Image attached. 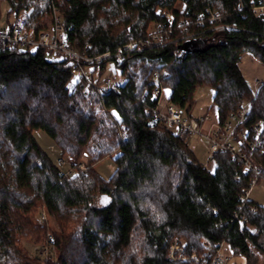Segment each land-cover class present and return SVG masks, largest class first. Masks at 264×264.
<instances>
[{
  "label": "trees",
  "instance_id": "trees-1",
  "mask_svg": "<svg viewBox=\"0 0 264 264\" xmlns=\"http://www.w3.org/2000/svg\"><path fill=\"white\" fill-rule=\"evenodd\" d=\"M5 1L7 15L27 12L8 26L20 20L36 37L45 31L41 19L49 13L52 30L59 23L61 39L92 56L148 38L150 25H164L170 33L163 34L161 46L93 66L94 80L109 63L126 76L118 92L87 86L94 104L81 94L83 79L68 88L71 66L61 53L0 44V264L30 262L18 243L30 236L20 221L34 197L49 214H67L61 209L80 214L77 244L64 251L62 236L53 237L57 261L34 258L36 264H211L224 244L244 264L253 263L254 250L264 255V207L249 197L241 200L252 174L226 152H215L208 170L187 141L148 113L157 102V86L169 90V103L182 113L198 86H210L220 122L246 105L244 128L261 127V147L251 154L264 177V82L253 93L238 66L244 53L264 63V19L252 11L264 0ZM206 7L232 28L215 32L207 23L198 26L195 17ZM164 12L174 17L170 27ZM185 18L192 24L178 26ZM187 35L202 42L181 52ZM128 66L139 71L131 74ZM63 114L73 126H62ZM35 130L45 131L71 159L80 153L96 162L113 158L115 171L104 179L89 167L68 177L40 148ZM98 194L109 204H97ZM172 244H180L175 260L169 257Z\"/></svg>",
  "mask_w": 264,
  "mask_h": 264
},
{
  "label": "rangeland",
  "instance_id": "rangeland-1",
  "mask_svg": "<svg viewBox=\"0 0 264 264\" xmlns=\"http://www.w3.org/2000/svg\"><path fill=\"white\" fill-rule=\"evenodd\" d=\"M179 7V4L177 5ZM8 4L5 0H0V30L5 29L8 27L9 23H12L14 18H22L27 14V12H20L16 17L13 14L8 13ZM57 14L55 15V19ZM58 19V18H57ZM42 24L46 26L45 34L50 37L55 38V34H53L52 26H51V15L48 13L44 15L41 19ZM59 24V23H58ZM150 32L154 30L153 26L150 25L149 29ZM41 33V32H40ZM57 37L61 39V35H57ZM245 56V57H244ZM55 58L58 56L55 55ZM243 76L247 79L249 84L251 85L252 92L255 93L256 90L259 88L260 84L264 82V63L260 62L250 53H244L241 57V60L238 64ZM89 71V69H87ZM139 71L138 67L135 66H128L127 72L131 74L137 73ZM119 71H113L112 64L109 63L107 68L102 73V76L95 82H100L102 80H108L112 83L120 84L125 80V77L120 76ZM127 74V73H126ZM140 78V76H138ZM137 77V78H138ZM78 80L77 75H72L70 82L68 83V88L71 90L73 89L74 85ZM92 87V86H88ZM81 94L87 99L86 102L90 104H94L91 99V91L87 89L86 86H82ZM212 96H213V89L208 85H201L198 86L192 96V105L191 107L185 108L183 113L185 115L191 116L193 118L202 117L204 115H208L209 120L211 122H215L217 119L214 106L212 105ZM167 98V93L165 90L162 92L159 103H164ZM188 109V110H187ZM97 110V109H96ZM62 119L64 123L62 126H73L72 120H70V116L67 114H63ZM34 138L40 148L46 153L48 158L56 165L62 172H64L68 177H72L79 172L86 171L89 167H93L98 174L104 178L108 179L112 173L115 171L116 165L113 161V158H104L100 162H96L91 159L89 155H84L80 153L79 157L76 159H71L68 154H62L59 147L57 146L54 139H52L45 131L43 130H35L33 132ZM196 158L210 171L213 170L214 160L211 153L208 150V142L205 138L195 136L189 142ZM83 151V150H82ZM75 164L76 166H74ZM263 176V175H262ZM258 181L253 183L248 191L249 200L258 203L259 205L264 207V177L257 179ZM105 196L97 195L96 203L103 205V199ZM22 198V197H21ZM65 211L64 216L56 215V214H49L47 210L42 206L41 201L34 197L33 202L28 206L26 212L22 215V220L20 221L23 224L22 230L26 231L28 237L23 236L18 243V247L24 253L26 259L28 258L30 263H35L34 258L43 259H53L57 261V257L59 252L52 249L50 245V240L53 237L58 238L60 235L62 239L60 240V246H63L64 251L66 248L68 250L74 247L75 239H76V226L80 223V214L79 213H72L66 212L65 209H61ZM61 213V212H60ZM82 217V216H81ZM65 223V225H63ZM63 226L65 228H63ZM24 234V233H23ZM67 241H64V240ZM71 243H68V241ZM64 241V245H63ZM174 242H183L180 239H174ZM46 242L48 245L46 246ZM77 244V243H75ZM71 248V249H70ZM134 245L131 246V250L134 249ZM218 254L221 256L227 257L226 264H244V259L239 255H236L229 250H227L226 245L224 244L221 249L218 250ZM195 256V255H193ZM252 264H264V255L262 253L257 252L254 250V256L252 258Z\"/></svg>",
  "mask_w": 264,
  "mask_h": 264
},
{
  "label": "built area",
  "instance_id": "built-area-1",
  "mask_svg": "<svg viewBox=\"0 0 264 264\" xmlns=\"http://www.w3.org/2000/svg\"><path fill=\"white\" fill-rule=\"evenodd\" d=\"M255 16L264 19V4L255 5L252 7ZM56 13V12H55ZM164 16L169 24L174 22V17L169 12H164ZM56 17V22H57ZM220 16L217 11L206 7L203 13H199L195 17V23L198 26H204L206 23L211 25V29L215 32H223L230 30L232 27L226 24L219 23ZM192 21L189 18L179 19L178 26H189ZM54 37L47 36L45 32L39 33L36 37L24 29L20 20L15 24L0 30V44L9 48L22 46H40L49 50L57 51L70 64V72L72 75H77L78 78L84 80L87 86L98 92H118L117 83H112L108 80L100 82L94 81V74H92L93 66L99 64L103 60H117L121 61L124 52H131L133 50L141 51L151 47H158L164 44L162 39L163 34L170 33L169 29L164 25H160L151 31L148 38L144 40L133 41L118 48L113 54L105 52L101 55L92 56L90 54L80 53L74 50L70 45L61 41L57 35L62 32V26L57 23L53 30ZM188 39V35L185 36ZM89 69V71H87ZM165 90L167 98L164 103H159V98ZM154 96L157 98L155 106L148 110L153 116V119L164 128L172 131L180 136L185 141L189 142L195 136L203 137L208 142V150L213 155L215 152H226L230 154L232 159L238 161L244 172L251 173V185L261 178L263 173L261 168L253 164L252 151L258 150L261 147L262 132L260 123H256L251 128H244V122L248 114V107L244 105L236 113L224 121L220 122L218 118L215 122L209 120L208 115L193 118L185 115L168 101L169 90L162 86H157L154 89ZM249 191V190H248ZM248 191L241 196V200L245 201L248 197ZM255 207L250 206L249 211L254 212ZM180 252V244H172L169 248V257L171 260L177 258L176 253ZM191 258H195L191 256ZM228 258L217 254L211 264H226Z\"/></svg>",
  "mask_w": 264,
  "mask_h": 264
},
{
  "label": "water",
  "instance_id": "water-1",
  "mask_svg": "<svg viewBox=\"0 0 264 264\" xmlns=\"http://www.w3.org/2000/svg\"><path fill=\"white\" fill-rule=\"evenodd\" d=\"M202 41L201 40H196V39H188L186 41H184L182 44H180L178 46V49L181 52H190L194 49L196 44H200ZM103 205H108L109 204V198L108 197H104L103 199Z\"/></svg>",
  "mask_w": 264,
  "mask_h": 264
},
{
  "label": "crops",
  "instance_id": "crops-1",
  "mask_svg": "<svg viewBox=\"0 0 264 264\" xmlns=\"http://www.w3.org/2000/svg\"><path fill=\"white\" fill-rule=\"evenodd\" d=\"M245 57V56H244Z\"/></svg>",
  "mask_w": 264,
  "mask_h": 264
}]
</instances>
